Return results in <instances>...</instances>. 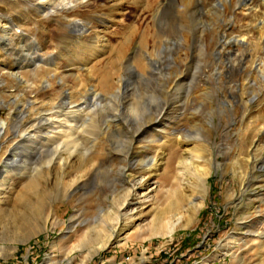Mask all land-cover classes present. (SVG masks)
<instances>
[{
    "label": "rangeland",
    "instance_id": "374dc122",
    "mask_svg": "<svg viewBox=\"0 0 264 264\" xmlns=\"http://www.w3.org/2000/svg\"><path fill=\"white\" fill-rule=\"evenodd\" d=\"M186 2L56 0L46 6L52 16L39 17L36 0H0V120L8 121L0 197H11L2 209L24 213L17 194L27 184L36 191L27 194L33 206L23 220L0 216V264H264V131L257 130L264 123V39L259 50L249 46L264 25L243 17L244 0L232 11L230 0H195L189 10ZM220 33L246 41L230 39L222 50L213 40ZM122 49L127 53L116 62ZM9 68L26 84L11 81ZM83 106L88 111L80 114ZM62 113L79 123L72 135L79 147L66 164L50 154L68 138L49 121ZM50 136L58 137L48 142ZM198 144L208 161L196 157ZM65 148L58 150L64 158ZM255 148L259 160L250 170L245 159ZM189 158L210 167L205 205L174 237L161 235L154 221L167 217L159 211L163 187L175 178L188 186ZM246 168L241 198L239 172ZM141 177L139 195L149 198L129 215L130 226L127 218L117 229L104 222L123 200L127 179ZM95 228L112 240L90 253L84 239Z\"/></svg>",
    "mask_w": 264,
    "mask_h": 264
},
{
    "label": "bare ground",
    "instance_id": "6f19581e",
    "mask_svg": "<svg viewBox=\"0 0 264 264\" xmlns=\"http://www.w3.org/2000/svg\"><path fill=\"white\" fill-rule=\"evenodd\" d=\"M38 1V2H37ZM56 0H36V3H35V7L37 8V11L38 12V16L39 17H44V15L46 14V10L47 9V5H50L51 2H54ZM226 1V0H225ZM32 2V1H31ZM195 0H188V2H186V8L189 10L192 5L194 4ZM221 2V0H220ZM228 2V1H227ZM238 2V1H237ZM260 2V3H259ZM116 3V2H115ZM239 3V2H238ZM226 4V3H225ZM235 5H238L235 0H230V11H232L234 8H235ZM240 5H243L244 7L243 8H240L242 9V14H243V17H248V18H251L253 19L254 22H258L260 21L263 25H264V0H244V2ZM116 6V5H115ZM222 6V5H221ZM239 6V5H238ZM225 7H228L225 5ZM242 7V6H241ZM228 8V9H229ZM63 9V8H61ZM49 11V10H48ZM57 11V10H56ZM61 12V10H59ZM58 12V11H57ZM56 12V13H57ZM63 12V11H62ZM185 13H187L185 10H184ZM48 13V12H47ZM55 13V12H54ZM52 16V14H46L45 16ZM65 15V14H63ZM56 16V15H55ZM64 17V16H63ZM41 19V18H40ZM247 20V19H246ZM71 22V21H70ZM69 22V23H70ZM105 22V21H104ZM1 23V22H0ZM103 23V22H102ZM104 24V23H103ZM107 23H105L106 25ZM4 25V24H3ZM17 26V22H15V19L14 21H11V27H16ZM105 27V26H104ZM3 28V27H2ZM108 28V27H107ZM24 30V29H22ZM26 30V29H25ZM107 30V29H106ZM12 30H9L8 29H4L3 32H5V34L7 36H9L10 32ZM216 31V30H215ZM90 32V31H89ZM24 33V32H23ZM216 36V35H215ZM218 36V35H217ZM216 36V37H217ZM214 37L213 40L217 42L218 40V44L217 46L219 45V48H221L223 50V47L226 46L230 41V39H234V41L238 42V43H243L246 41V39L244 37L242 38H229L227 39L228 37L226 36V34L224 33H220V36L219 38H216ZM80 38V37H79ZM94 38V37H93ZM10 39V38H9ZM83 39V38H82ZM264 39V26L261 27V32H260V38L258 40V42H253V43H250L249 46H254L256 47L257 50L260 49V47L262 46V41ZM212 40V41H213ZM83 44V43H82ZM104 44V43H103ZM215 44V43H213ZM86 45V44H84ZM216 45V44H215ZM100 46V45H99ZM211 47V46H210ZM214 46L212 45V48ZM88 48V47H87ZM218 48V49H219ZM99 49V47H98ZM98 49H95L94 51V58L95 59H98L97 57H100L101 55L99 54L100 50ZM211 49V48H210ZM94 50V49H93ZM60 51V50H59ZM58 51V52H59ZM83 51V50H82ZM148 50L146 49L144 52L148 53L147 52ZM102 52V50H101ZM107 52V51H106ZM127 53V49H122L120 51V54L118 55L119 57L115 58L116 62L120 61V58L122 59L124 55H126ZM81 54V53H80ZM109 54V53H108ZM86 55V54H84ZM30 56V55H29ZM85 58V57H84ZM90 58V57H89ZM64 59V58H63ZM101 59V58H100ZM4 60V58H3ZM114 60V59H113ZM53 62V61H51ZM55 62V61H54ZM89 63V62H88ZM114 63V62H113ZM52 64V63H51ZM73 64V63H72ZM2 65L4 66L3 62H2ZM55 65V64H53ZM89 65V64H88ZM50 66V65H48ZM56 66V65H55ZM251 66V64H250ZM74 67V66H73ZM73 67H71L73 69ZM4 68V67H2ZM53 68V67H52ZM77 68V67H76ZM87 68V67H86ZM94 68V67H93ZM3 70V69H2ZM48 70V69H47ZM53 70V69H52ZM51 70V71H52ZM59 70V69H58ZM56 69V71H58ZM68 71V70H66ZM73 71V70H72ZM264 72V71H262ZM55 73V72H54ZM58 74V73H57ZM90 74V73H89ZM5 75H7V77L11 80V81H19L22 83H25L26 84V80H24L25 78L24 77H21V74L19 73H15L13 72V69L9 68V71H7L5 73ZM60 75V74H59ZM59 75L57 77H59ZM78 75V74H77ZM76 75V76H77ZM50 76V74L48 75ZM65 76V75H64ZM75 76V75H74ZM92 75H90V78ZM51 77V76H50ZM79 77V76H78ZM89 77V76H88ZM94 77V76H93ZM107 78V76H106ZM61 79V78H60ZM78 79V78H77ZM55 80V79H54ZM104 80V79H103ZM90 81V80H88ZM100 81V80H99ZM48 83V88H53V82H51V80H47L46 81ZM108 83V82H107ZM67 85V84H66ZM66 87V86H65ZM61 88V87H60ZM64 88V87H63ZM93 89L92 93H93V96H97L98 95V92L95 90V88L93 86L89 87L87 89V91H89L90 89ZM53 90H56V89H53ZM80 90V89H79ZM75 91V90H74ZM117 91H120V88H118ZM70 93V92H69ZM75 94V93H74ZM92 95V94H91ZM113 95H117V94H113ZM69 101V100H68ZM86 102V101H85ZM27 103V102H26ZM67 103V102H66ZM70 103V102H69ZM84 104V102L82 103ZM87 104V103H86ZM80 105V104H79ZM70 106V105H69ZM74 106V105H73ZM80 107V106H79ZM68 107H66L67 109ZM88 107H84L83 108H80L78 110L79 113L81 114L82 111H88L87 110ZM141 108V107H140ZM140 108L138 109H135L133 107H131V111L137 113ZM61 109V108H60ZM144 109V108H143ZM146 109V108H145ZM148 109V108H147ZM23 110V109H22ZM32 110V109H31ZM76 110V111H77ZM61 111V110H60ZM65 111V110H64ZM70 111H74V110H70ZM28 113H30V110L27 111ZM145 112V111H144ZM143 112V113H144ZM85 113V112H84ZM88 113V112H87ZM151 113V112H150ZM22 114H26L25 112L22 113ZM63 114V113H62ZM64 117H62V120L60 119V116L58 118H49V121H52L54 124H58L59 125V131L57 132L58 134L56 135H61L62 136V132L64 134V136H67L66 140L64 139L63 141L59 142L57 141L58 143H56V141L53 143H56L51 151V156L52 159H54L55 156H57L55 158V161L57 160L58 163H61L60 159L63 161L64 164H66L68 162V159L71 157L72 154H74V152L76 151V149H78L79 147V143L77 142V140L72 137V135L75 136V134H73V130H76V122L78 121H74V116H72V114L70 113H66V114H63ZM75 115V114H74ZM84 115V114H83ZM78 116V115H77ZM82 116V115H81ZM23 117V116H22ZM26 116H24L23 118H25ZM50 117V115H49ZM151 117V116H150ZM22 118V119H23ZM39 118V117H38ZM80 118V117H78ZM85 118V117H84ZM48 119V118H47ZM60 119V120H59ZM77 119V118H76ZM81 119V118H80ZM83 120V119H81ZM81 120H79L81 122ZM87 120V119H86ZM154 119H151L150 121H152ZM14 121V120H13ZM16 121V120H15ZM21 121V120H20ZM111 121V120H110ZM149 121V122H150ZM85 122V120H84ZM50 123V122H49ZM86 124V123H85ZM20 125V124H19ZM145 126V125H143ZM251 126V125H250ZM7 127H8V121L7 120H0V139H2L6 133H7ZM54 127V125H53ZM80 127V126H79ZM84 127V126H83ZM87 127V125H86ZM57 128V127H56ZM55 128V130H56ZM86 129V128H85ZM146 129V128H145ZM259 132H263L264 131V123L262 125L259 126V128L257 129ZM11 131V130H10ZM86 131V130H85ZM257 131V132H258ZM48 132V131H47ZM54 132V131H53ZM258 132V133H259ZM66 133V134H65ZM54 135V134H53ZM63 136V137H64ZM35 137V136H34ZM58 136H56L57 138ZM79 137V136H78ZM55 138V136H50L48 137V139H46L48 142L51 141V139ZM55 138V140H57ZM77 138V137H76ZM80 138V137H79ZM176 141H181L180 139L179 140H176ZM202 143V142H201ZM48 144V143H47ZM256 144V141H253V147H255L254 145ZM48 146V145H47ZM60 147H67L66 150H68V153H69V156L64 158L62 157L61 155L58 154V150ZM195 150H198L200 151V153H198L196 155L197 158H204L208 161V158H206V156H203L205 153V149H204V145L203 144H198L197 147H195ZM253 150V149H252ZM257 149L255 148L253 150V152L251 151V153H249L248 155H246V159H245V165L244 166H247V167H250L252 170L253 167L256 165L257 163V160H259L258 156L256 155V152ZM249 152V150H248ZM202 153V154H201ZM81 154V153H80ZM50 156V155H49ZM79 156V155H78ZM82 156V155H81ZM184 156V155H183ZM190 156V155H189ZM74 157V156H73ZM83 158V156H82ZM75 159V158H74ZM79 159V158H77ZM242 159V158H241ZM71 160V159H70ZM80 160V159H79ZM50 161V160H49ZM56 161V162H57ZM60 161V162H59ZM81 161V160H80ZM244 161V160H243ZM55 162V163H56ZM187 163H190L192 166H194V169L190 168L192 170V172L190 171H187L188 172V178H190V181L188 179V186L185 187L183 186V183L182 181H178L176 182V178H175V183L172 185V186H164L163 187V190L165 192V207L161 210H159L160 212L162 211V214H165L167 215V217L164 216L163 217H158L157 221H154L156 223V225L160 224V227L158 229V232L159 234L161 235H169V236H173L176 231L178 229H181L183 227H188L190 226L192 223H194V220H195V217L197 215V213L199 212L200 209H202L205 205V197H206V193L208 191V180H209V175H210V167H207V165H203V164H200V163H196L194 160H187L186 161ZM54 163V165H55ZM72 163V162H70ZM83 163V162H81ZM263 163H264V160H263ZM49 164V163H48ZM93 164V163H92ZM50 165V164H49ZM59 165V164H58ZM68 165V164H67ZM72 165V164H71ZM74 165V164H73ZM196 165V166H195ZM56 166V165H55ZM63 166V165H62ZM86 166V164H85ZM157 160H154L153 162V167H157ZM49 167V166H48ZM51 167V166H50ZM73 167V166H72ZM92 167V166H91ZM61 168V166H60ZM80 168V167H79ZM244 168V167H243ZM255 168V167H254ZM65 169V168H64ZM77 170L80 171V169L76 168ZM75 169V170H76ZM85 169V167H84ZM88 169V168H87ZM85 169V170H87ZM260 170H263L264 171V164L259 168ZM45 170V169H44ZM67 170V169H66ZM65 170V171H66ZM60 171V169H59ZM74 171V170H72ZM88 171V170H87ZM56 172V170H55ZM63 172V171H62ZM66 173V172H64ZM69 173V172H68ZM78 173V172H77ZM236 173V172H235ZM234 173V174H235ZM249 169L246 168L245 170L243 171H240L239 172V177H240V192L238 193L239 197L243 196V194L246 192V184H247V178H248V175H249ZM76 174V173H75ZM73 174V176L75 175ZM238 174V173H237ZM236 174V175H237ZM48 175V174H47ZM62 175V174H61ZM71 175V174H70ZM86 175V174H85ZM84 175V176H85ZM189 175H191L189 177ZM72 176V177H73ZM78 176V175H77ZM178 176V175H177ZM48 177V176H47ZM52 177V176H51ZM66 177V176H65ZM64 177V179H65ZM76 177V176H75ZM80 176H78L77 180H79ZM178 178V177H177ZM39 179V178H38ZM63 179V180H64ZM74 179V180H75ZM38 181V180H37ZM44 181V180H43ZM54 182V181H53ZM61 182V180L59 181ZM73 182V181H72ZM71 182V183H72ZM46 183V182H45ZM49 183V182H48ZM70 183V182H69ZM79 183V182H78ZM127 183H128V187L126 189V192H124V196H123V200H117L118 199V196H117V201L115 202L116 203V206H113L112 209L107 212L104 216V222L107 221L111 224H113V228L117 229V227L119 226L120 222L123 221V219H126L127 218V221L125 223V226L128 227L130 226L129 223H131L129 221V215H133L135 213L136 210H139V207L142 206L143 204H145L147 198H149L148 195H139V189L140 188H143L144 185L146 184V177H141L139 179H127ZM185 184V183H184ZM40 185V184H39ZM46 185V184H45ZM49 185V184H48ZM43 186V185H42ZM76 186V185H75ZM70 187V186H69ZM78 187V186H77ZM82 187V186H81ZM34 189V186L33 185H30V184H27L25 185V190L21 193V194H17V200L20 199V202H21V207L22 208H25V212H27L28 210H31L33 204H32V195L35 194L36 191H33ZM72 189V188H71ZM42 190V189H41ZM125 191V190H124ZM189 192V193H188ZM30 193L31 194V198L27 196V194ZM122 196V195H121ZM10 195H8L7 193V196H3V197H0V216H3V215H6V217L4 219H9V222L11 223H15L18 220H23L25 217L24 215L26 214L25 212L23 213L22 211H16L15 208L12 210V209H2V205L3 203L5 202H8L10 201L9 199ZM11 198V197H10ZM188 201V202H187ZM187 205V207L183 210H181L183 204ZM5 205V204H4ZM12 207V206H11ZM181 210V211H180ZM105 212V211H104ZM247 213L246 214H250V211H246ZM37 213V212H36ZM253 213V212H252ZM161 214V213H160ZM22 216V217H20ZM176 216V217H174ZM20 217V219H19ZM2 217H0L1 219ZM157 218V217H156ZM20 222V221H19ZM123 225V224H122ZM98 226V225H97ZM96 226V228H97ZM124 226V225H123ZM156 227V226H155ZM95 228V230H96ZM17 229V227H16ZM122 229V228H121ZM116 231V230H115ZM152 232V231H151ZM152 237V236H151ZM174 237V236H173ZM123 239H126V237H124ZM122 239V240H123ZM84 244L86 246H88L90 248V253H93V252H96V251H100L104 248H107L108 245H110V241L112 240V234L111 233H105L104 231V228L100 229V230H96V232L94 231V229L88 231V233H86L85 235V239H84ZM114 240V239H113ZM264 244V243H263ZM263 246V245H262ZM264 250V249H263Z\"/></svg>",
    "mask_w": 264,
    "mask_h": 264
},
{
    "label": "crops",
    "instance_id": "0c3cea01",
    "mask_svg": "<svg viewBox=\"0 0 264 264\" xmlns=\"http://www.w3.org/2000/svg\"><path fill=\"white\" fill-rule=\"evenodd\" d=\"M132 259H133V258H132ZM114 262H116L115 264H122V263H123V262H122V263H119V262H117V261H114Z\"/></svg>",
    "mask_w": 264,
    "mask_h": 264
}]
</instances>
